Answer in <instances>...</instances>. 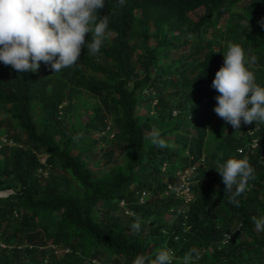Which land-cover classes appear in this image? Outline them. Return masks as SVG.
I'll list each match as a JSON object with an SVG mask.
<instances>
[{"label":"trees","instance_id":"obj_1","mask_svg":"<svg viewBox=\"0 0 264 264\" xmlns=\"http://www.w3.org/2000/svg\"><path fill=\"white\" fill-rule=\"evenodd\" d=\"M242 1L107 0L95 55L82 48L59 73L0 64V190H12L0 196V264H132L165 246L173 264L193 248L195 264H264V233L250 219L264 215V123L233 129L214 112L211 87L228 41L257 57L250 71L264 85V0ZM109 120L121 158L106 150L95 172L85 155ZM153 130L166 147L145 139ZM229 157L254 169L238 207L214 168ZM194 164V199L164 194L175 170ZM144 191L152 197L142 202Z\"/></svg>","mask_w":264,"mask_h":264},{"label":"clouds","instance_id":"obj_2","mask_svg":"<svg viewBox=\"0 0 264 264\" xmlns=\"http://www.w3.org/2000/svg\"><path fill=\"white\" fill-rule=\"evenodd\" d=\"M117 2L123 5L125 0ZM106 3L107 0H0V64L21 74L35 72L43 63L53 73H59L77 63L82 48L95 55L101 49L109 27V17L100 14ZM86 34H89L87 38ZM223 57L211 82L217 93L214 112L235 130L240 129L242 123H264V85L258 84L250 71V65L256 63L257 57L246 55L241 45L232 41L227 42ZM172 114L178 115L176 108ZM110 132L114 137V130ZM145 139L158 147H166L165 140L154 130ZM254 142L257 140L251 142L252 146L256 145ZM197 167L194 164L177 168L174 172L177 181L168 182L164 194H173L185 204L191 202ZM214 168L221 176L229 203L238 207L236 197L244 193L249 180L254 179L253 167L245 158L229 157ZM183 172L189 173L190 199L177 193L183 183ZM11 191L0 190V196ZM148 195L144 191L140 201L144 202ZM250 219L255 230L264 233V215H254ZM130 228L139 232V220L133 221ZM199 256L195 248L190 249L181 264H195ZM132 264H173L172 250L165 246L156 250L154 256L137 254Z\"/></svg>","mask_w":264,"mask_h":264},{"label":"rangeland","instance_id":"obj_3","mask_svg":"<svg viewBox=\"0 0 264 264\" xmlns=\"http://www.w3.org/2000/svg\"><path fill=\"white\" fill-rule=\"evenodd\" d=\"M249 0H243L240 4L241 5H244V4H246L247 2H248ZM225 22H226V20L225 19H222L221 21H220V23H219V25H218V27H223L224 25H225ZM189 46H188V44H183L182 45V49L183 50H189ZM144 103H146V104H149V105H151V108H153L154 110H152L151 111V114L153 113V112H155V109H157L156 107H157V104H156V101H154V102H150V101H148V102H144ZM175 108V107H174ZM174 110V109H173ZM177 110V114H180L181 113V110H179V109H176ZM83 111V110H82ZM139 111H140V113H146L147 112V110L144 108V107H140V109H139ZM74 112L72 113V115H71V118H69V120L64 124L66 127H67V129L68 130H70L71 129V127L73 126V124H75V120H74ZM87 118H88V116L86 115V114H83L82 115V120H87ZM175 118V117H174ZM149 125L151 126V125H153V126H155L154 125V123H153V121L151 120L150 122H149ZM114 128V121L113 120H109L108 121V127L107 128H105V129H102V131L101 132H99V131H94V133H93V137L95 138V139H98L99 140V143L97 144V146H96V148H95V153H92V154H86L85 155V158L87 159V161H88V163H89V166L92 168V169H94L95 170V172L98 170V171H101L102 170V168H103V161L104 160H106V158H105V156H104V152L106 151V150H108V149H112L114 152L112 153V158H111V160H113V161H115L116 160V158H121V152H120V150L116 147V145L114 146V144H113V142H112V144H111V139L113 138V133H111L110 132V130L111 129H113ZM147 133H149V131H147ZM0 135H2V133L0 132ZM0 138H1V136H0ZM40 157H41V159L43 160V161H45V159H46V157H47V155L46 154H41L40 155ZM180 161H178L177 163H176V165L178 164H180L179 163ZM177 165V166H178ZM195 174H197V173H195ZM194 174V175H195ZM154 197H156L157 195L156 194H152ZM149 196H150V194H149ZM150 197H152V196H150Z\"/></svg>","mask_w":264,"mask_h":264},{"label":"built area","instance_id":"obj_4","mask_svg":"<svg viewBox=\"0 0 264 264\" xmlns=\"http://www.w3.org/2000/svg\"><path fill=\"white\" fill-rule=\"evenodd\" d=\"M1 137L5 141L7 140L6 136H1ZM9 142L11 143V141ZM254 144H257V143L254 142ZM181 178L183 179V183L181 186L177 188V193L184 194L185 196H187V199H190L191 195H190V185H189V173H186V172L181 173Z\"/></svg>","mask_w":264,"mask_h":264}]
</instances>
